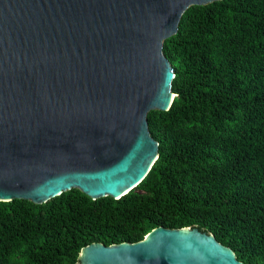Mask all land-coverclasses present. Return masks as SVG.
I'll list each match as a JSON object with an SVG mask.
<instances>
[{
	"label": "water",
	"instance_id": "95a60500",
	"mask_svg": "<svg viewBox=\"0 0 264 264\" xmlns=\"http://www.w3.org/2000/svg\"><path fill=\"white\" fill-rule=\"evenodd\" d=\"M220 0H0V201L78 189L118 199L158 157L151 111L173 101L163 42ZM75 264H245L200 226L83 246Z\"/></svg>",
	"mask_w": 264,
	"mask_h": 264
},
{
	"label": "trees",
	"instance_id": "16d2710c",
	"mask_svg": "<svg viewBox=\"0 0 264 264\" xmlns=\"http://www.w3.org/2000/svg\"><path fill=\"white\" fill-rule=\"evenodd\" d=\"M173 101L151 111L158 157L118 199L78 189L0 201V264H75L83 246L200 226L245 264H264V0L191 6L163 42Z\"/></svg>",
	"mask_w": 264,
	"mask_h": 264
}]
</instances>
